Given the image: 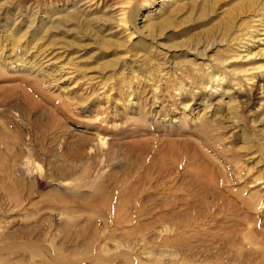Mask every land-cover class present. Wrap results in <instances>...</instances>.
<instances>
[{
  "label": "rangeland",
  "instance_id": "1",
  "mask_svg": "<svg viewBox=\"0 0 264 264\" xmlns=\"http://www.w3.org/2000/svg\"><path fill=\"white\" fill-rule=\"evenodd\" d=\"M0 264H264V0H0Z\"/></svg>",
  "mask_w": 264,
  "mask_h": 264
},
{
  "label": "bare ground",
  "instance_id": "2",
  "mask_svg": "<svg viewBox=\"0 0 264 264\" xmlns=\"http://www.w3.org/2000/svg\"><path fill=\"white\" fill-rule=\"evenodd\" d=\"M94 4V3H93ZM260 41V40H259ZM42 52V51H41ZM51 53L47 52L46 54H43L42 56H45L46 58L50 57ZM50 59L46 60L45 62H48ZM40 64V63H39ZM39 66V65H38Z\"/></svg>",
  "mask_w": 264,
  "mask_h": 264
}]
</instances>
